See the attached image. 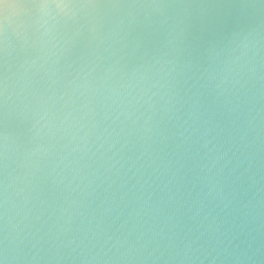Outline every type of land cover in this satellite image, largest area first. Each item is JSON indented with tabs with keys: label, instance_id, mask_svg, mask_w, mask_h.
Masks as SVG:
<instances>
[{
	"label": "water",
	"instance_id": "1",
	"mask_svg": "<svg viewBox=\"0 0 264 264\" xmlns=\"http://www.w3.org/2000/svg\"><path fill=\"white\" fill-rule=\"evenodd\" d=\"M3 264H264V0H5Z\"/></svg>",
	"mask_w": 264,
	"mask_h": 264
},
{
	"label": "snow or ice",
	"instance_id": "2",
	"mask_svg": "<svg viewBox=\"0 0 264 264\" xmlns=\"http://www.w3.org/2000/svg\"><path fill=\"white\" fill-rule=\"evenodd\" d=\"M4 5H5V0H0V6L4 7ZM0 264H3L2 260H0Z\"/></svg>",
	"mask_w": 264,
	"mask_h": 264
}]
</instances>
